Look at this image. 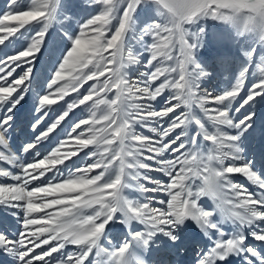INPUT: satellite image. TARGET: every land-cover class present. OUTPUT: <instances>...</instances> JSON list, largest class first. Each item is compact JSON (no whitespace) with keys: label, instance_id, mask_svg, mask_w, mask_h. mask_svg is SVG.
<instances>
[{"label":"snow or ice","instance_id":"snow-or-ice-1","mask_svg":"<svg viewBox=\"0 0 264 264\" xmlns=\"http://www.w3.org/2000/svg\"><path fill=\"white\" fill-rule=\"evenodd\" d=\"M138 11L150 15L141 23ZM209 19L231 26L233 33L216 41L237 45L244 59L235 83L216 94L201 91L200 82L218 67L227 72L233 55L198 59L207 32L202 21ZM54 23L62 25L56 39L49 33ZM13 40L20 46L0 55V162L20 171L0 167V251L14 264H152L151 253L188 249L197 253L195 264L229 257L264 264V170L248 151L258 130L264 138L256 109H264V0H8L0 46L10 48ZM45 52L53 72L36 95V115L21 120L34 65ZM250 68L257 78L241 96ZM88 81L94 83L83 93L52 109ZM166 89L172 94L155 107ZM81 105L87 115L72 122L50 154L33 151ZM25 123L33 136L20 152L31 153L30 161L10 148ZM70 141L76 147L62 152ZM85 149L80 162L57 167ZM68 246L75 250L64 251Z\"/></svg>","mask_w":264,"mask_h":264},{"label":"bare ground","instance_id":"bare-ground-1","mask_svg":"<svg viewBox=\"0 0 264 264\" xmlns=\"http://www.w3.org/2000/svg\"><path fill=\"white\" fill-rule=\"evenodd\" d=\"M4 6H5L4 1L0 0V13L5 11ZM80 15L82 17L84 16L86 18L87 14L82 12V13H80ZM2 48H3V46L1 47V50H2ZM8 50H9V48H8ZM2 51H4V50H2ZM11 51H13V49ZM224 52H229V54L232 55V50L226 49V50H224ZM1 54H3V53H1ZM212 59H213V56L208 55V58L206 60L209 63H211ZM243 63H244L243 57L235 58V56H233V59L230 62L228 71L224 72L218 67L217 71L214 73L213 77L209 79L211 81L210 82L206 81V85H205L204 90L209 89L208 91H211L214 94L218 93V91L221 87H223L225 85L227 86L226 81L228 78L234 79L236 76L238 77L240 66ZM35 65L37 66L36 63H35ZM35 65H34V68H35ZM35 70L33 69L34 72H35ZM138 70H143V69L142 68L130 69V71H132L134 75L137 74ZM22 71H23L22 68H18L17 72L14 73V75H17ZM52 72H53V67H52V63L50 62V59L48 56V59H44V62L37 68L36 73L33 74L32 79L29 81L30 86H29L28 95L26 96L25 101L22 103V106L19 108V111H18V118L19 119L25 120V118H27L28 120H30L32 116L36 115V113H34V111H33V106L35 103L36 95L38 93L43 92L46 89V85L48 83L49 77L51 76ZM249 75L250 74L248 73L246 78L249 77ZM251 77H252V79L250 78L251 80H254L257 78L255 75L254 76L252 75ZM161 80H163V79L160 78V80H158L156 83L159 84L161 82ZM246 81H249V80H246ZM92 83H94V82L88 81L87 83H85L84 84V86H86L85 89L88 88L89 85ZM228 85H230V84H228ZM74 93H76V92H74ZM171 94H172V92L161 94V96L157 98V101L154 102V106L157 108L163 106L164 100ZM76 96H77V94L75 95V97ZM68 101H71V100L64 98V100L59 101L58 104L53 105L51 107L54 110L59 109L62 105H64ZM256 109L258 111L259 116L262 115V118H263L264 111H261L259 113V110L261 109L259 107V105L256 106ZM177 111H184V109L181 108V109H178ZM195 112H196V110H195ZM242 114H243V111L239 115H242ZM55 115H56V111H52L49 114V118H51ZM85 115H87V112L85 110L84 105L73 109L70 112L69 117H66L65 121L61 122V125H59L58 128L53 133H51L49 135L48 139L45 140L44 142H42L41 144H39L37 146V149H34L33 151H39L41 154V157H43L44 155L50 154V152L56 146H58V142L65 137L66 132H67L68 128L71 126L72 122L74 120L79 119L82 116H85ZM165 119H167V118H165ZM47 123H48V119L45 120L44 124H41L39 126L37 131H39L40 128H43ZM258 124H259V121H258ZM152 126H157L154 121L152 122ZM194 127L195 126H193V128ZM77 131H79V130H77ZM137 131L141 132L144 135H148V136L154 135L153 133H151L148 130V128H141L140 126H137ZM176 131L179 132L180 130L177 129ZM173 135H175V133H173ZM32 136H33V133L31 132L30 124L25 123V126L23 127V131H21L20 129H17L15 134H14L13 140L10 142L11 150L13 152H15L18 156H20L22 158V160L30 161L32 159L31 153L23 154L22 152H20V148L25 143V140L31 138ZM205 143H207V142H205ZM74 147H76L74 141H70L65 146V148L62 149L61 151L66 152V151L73 149ZM89 150L90 149H85L84 151L80 152L78 156L72 157L70 160H65V163L63 165H57V167L64 170L66 166L72 165L73 161L80 162L81 158L84 155V152L89 151ZM248 151H250L254 154V159H255L257 167L264 170V138H260L259 130L257 131L256 137L249 138ZM245 154L247 155V151ZM149 163H151V162H149ZM0 167L8 168L9 170H11L13 172H19L20 171V169L18 167L13 168L11 165H8L7 163H4V162H0ZM151 174L154 176L160 175L157 173H151ZM52 175H53V173H51V172L47 173V176H52ZM57 178H60V177H57ZM161 178L167 179L166 177H161ZM42 179H46V177H44ZM233 179L236 182L245 184L248 187L249 191H257L256 187L254 185H251L250 182H248L246 180V178H244L240 175H236L233 177ZM4 182L12 183V181H4ZM39 183H40V181H34L33 182V184H39ZM126 192H127L126 195H130L131 197H138L140 195L138 192H134V191H126ZM149 195H154V194H149ZM49 199H51V197ZM158 199H166V197L163 194H159ZM201 202L206 204V205L210 204V201L206 197L202 198ZM156 206L157 207H163L162 205H158V204ZM3 211H5V210L2 207H0V212H3ZM224 227H225L226 231L230 232L232 230L231 224H225ZM113 231L115 232L117 230L113 229ZM125 236H126V230L120 231L118 239H123V238H125ZM247 243L255 244L258 248L260 247V242L253 241L251 239H249L247 241ZM44 247H48V246H44ZM41 250L42 249H37L36 251L40 252ZM74 250H75L74 246H68V248H66L64 251H74ZM54 255H56V254H54ZM145 258L149 259V256H146ZM196 258H197V253L191 249L183 251L179 256L165 255L162 252H154V253L150 254V261L152 262V264H154L155 261H159V260H163L165 262V264H167V263L168 264H195ZM91 259H92V257H89V260H91ZM0 264H14V261H13L12 257H10L6 253L0 251ZM85 264H87V261L85 262ZM223 264H242V261L239 257H229L228 261L223 262Z\"/></svg>","mask_w":264,"mask_h":264},{"label":"rangeland","instance_id":"rangeland-1","mask_svg":"<svg viewBox=\"0 0 264 264\" xmlns=\"http://www.w3.org/2000/svg\"><path fill=\"white\" fill-rule=\"evenodd\" d=\"M3 1L5 3V6L4 7H5V10H6L7 5H8V0H3ZM147 15H150V13H145L143 11H138L139 22L142 23L145 20V18H146ZM202 24L205 26L207 32H206V35H205V38H204V47L201 48V49H199V51L197 53L198 59H201L202 61L203 60H206L208 58V55L214 57L218 52L224 51L226 49L232 50V55L235 56V58L240 57V56L236 55V50H237V47H238L237 45L231 44L228 40H225L223 42V44L218 43L216 41L217 35H223V36H226V37L229 36V35H231L233 33V29L231 28V26L226 25V24H224L222 22H219V21H213L211 19L202 21ZM189 27H193V26H189ZM196 27H198V26H196ZM61 28H62V25L60 23H54L52 25V27L49 29L50 36L53 39H56L57 34L60 32ZM22 43H26V41H24ZM46 43H47V40H46ZM19 46H20V44H18L15 40H13V45L9 48V50H8V48L7 49L2 48V50H4V51H2L1 50V47L2 46L0 47V55H3L5 52L11 51L12 49H13V51H15L17 49V47H19ZM1 53H3V54H1ZM257 53L259 54V48L257 49ZM48 56H49V53L45 52L43 56L38 57L37 58L38 60L36 61L37 66L35 65L34 70L35 69L37 70V68L44 62V59H48ZM255 61H256V57H254V62ZM36 70H35V72L33 71V74L36 73ZM249 74L251 76L252 75L254 76V68H250ZM250 75H249V77H247L245 79V84L246 85H244V90L241 92V96H243L245 94V92L248 89L249 84L253 81V80H251L252 77ZM161 78L164 79L163 77H161ZM236 78H237V76L234 79L228 78L227 81L228 80L229 81L228 82L226 81L227 86L225 85V86L221 87L219 89L218 93L224 91L225 89H227L229 87H231L235 83ZM246 80H249V81H246ZM206 81L207 82H210L211 80H209V79L206 78V79H203L200 82V84H201V91H204L205 85H206ZM228 84H230V85H228ZM85 87L86 86L83 85V87L80 88L79 93L72 92L68 96H65V99L72 100L73 98H75V95L76 94L78 96L80 93H83L84 90L87 89V88L85 89ZM207 90H209V89H207ZM169 92H171V90L166 89L164 93H169ZM164 93H162V94H164ZM195 110H196V113L197 114H200L199 113V109H195ZM261 111H264V109H260L259 110V113ZM262 122H264V115H263V118H262V115L259 116V124L262 123ZM196 183L198 184L199 181H196ZM109 227H111V225Z\"/></svg>","mask_w":264,"mask_h":264}]
</instances>
